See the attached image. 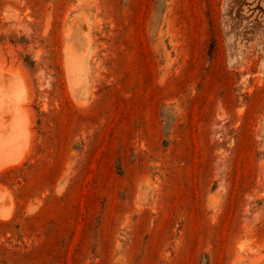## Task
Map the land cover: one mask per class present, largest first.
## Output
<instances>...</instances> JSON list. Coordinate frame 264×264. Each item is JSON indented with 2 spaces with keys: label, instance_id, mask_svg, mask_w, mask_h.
Here are the masks:
<instances>
[{
  "label": "rangeland",
  "instance_id": "obj_1",
  "mask_svg": "<svg viewBox=\"0 0 264 264\" xmlns=\"http://www.w3.org/2000/svg\"><path fill=\"white\" fill-rule=\"evenodd\" d=\"M4 84L0 264H264V0H0Z\"/></svg>",
  "mask_w": 264,
  "mask_h": 264
},
{
  "label": "bare ground",
  "instance_id": "obj_2",
  "mask_svg": "<svg viewBox=\"0 0 264 264\" xmlns=\"http://www.w3.org/2000/svg\"><path fill=\"white\" fill-rule=\"evenodd\" d=\"M69 53H71V52H69ZM74 56V55H73ZM68 57V56H67ZM76 59H78L77 57H76ZM77 61H80L79 59L77 60ZM82 64V63H81ZM76 65H78L79 66V64H77L76 63V60L74 59V57H72V59H71V61H70V70H69V74H70V77H71V85H72V87H73V89H74V91H77L78 92V87H77V72H76V69L77 70H79V67L77 68L76 67ZM83 66V65H82ZM5 86H3V85H0V127H1V129L3 130V132H4V135H6L8 138L10 137V138H14V137H16L14 134H13V128L15 127V126H18L17 124H16V122H15V126H14V120H16L17 119V117L13 114L14 113V111H15V101L17 100V92H16V98H14L13 96V89H12V86L10 87V86H6V84H4ZM8 85V84H7ZM81 87V86H80ZM15 93V92H14ZM25 95V94H24ZM22 98V97H21ZM15 100V101H14ZM23 101V100H22ZM21 101V103H23ZM15 104V105H14ZM18 106V105H17ZM19 107H21L20 105H19ZM20 109V108H19ZM17 110V109H16ZM19 111H21V110H19ZM18 111V112H19ZM22 112V111H21ZM18 116H20L21 117V115H18ZM22 116H24V114L22 115ZM16 119H15V118ZM19 117V118H20ZM21 119V118H20ZM28 120V119H27ZM22 124V123H21ZM26 126V125H25ZM16 128H18V127H15V129ZM19 130V129H18ZM1 131V130H0ZM17 131V130H16ZM2 132V131H1ZM3 132L1 133V134H3ZM28 131H26V133H27ZM24 133V132H23ZM26 133H25V135H26ZM17 134V133H16ZM4 135H3V137H4ZM19 135H21V134H19ZM25 136L23 135V138H24ZM26 138V137H25ZM28 138V137H27ZM1 139V138H0ZM9 140V139H8ZM31 140V139H30ZM2 141H3V138H2ZM1 141V142H2ZM4 141H7V138H6V140L4 139ZM25 141V140H24ZM4 143L5 142H3V143H1V144H3V146H4ZM7 143H8V141H7ZM21 143H22V139H21ZM25 143V142H24ZM28 143V142H27ZM27 143H26V145H27ZM8 144H10V143H8ZM23 144V143H22ZM6 145V144H5ZM28 146V145H27ZM6 147H7V145H6ZM5 147V148H6ZM5 148H3V150L5 149ZM11 148H14V147H11ZM6 150H7V148H6ZM5 150V151H6ZM9 151H11L12 152V150H8L6 153H5V155L9 152ZM24 151V150H23ZM2 152V151H1ZM4 152V151H3ZM20 152V151H19ZM15 153V152H14ZM1 154V153H0ZM11 154V153H10ZM16 154V153H15ZM15 154H13V155H9V153H8V156H9V158L11 157V156H13L12 158L14 159L15 158ZM4 155V154H3ZM24 155V154H23ZM22 155V156H23ZM2 156V155H1ZM19 157H20V155H19ZM19 157L18 158H15V159H19ZM8 157H6L5 156V158H4V160H6ZM1 159V158H0ZM24 159V158H23ZM3 160V161H4ZM7 160H9V159H7ZM19 160H17V162H18ZM2 162V161H1ZM0 162V164H2ZM8 162V161H7ZM11 162H14V163H16V161H11ZM5 165V164H4ZM1 166V167H4L5 168V166ZM9 165V164H8ZM7 165V166H8ZM10 165H11V163H10ZM9 165V166H10ZM12 165H15V164H13L12 163ZM6 166V167H7ZM13 167V166H12ZM3 168V169H4ZM1 171V170H0ZM2 213H0V215H1ZM1 218H3V216L1 217Z\"/></svg>",
  "mask_w": 264,
  "mask_h": 264
}]
</instances>
